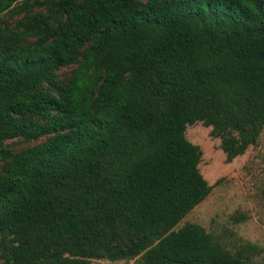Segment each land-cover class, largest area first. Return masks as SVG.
Instances as JSON below:
<instances>
[{"label": "trees", "instance_id": "1", "mask_svg": "<svg viewBox=\"0 0 264 264\" xmlns=\"http://www.w3.org/2000/svg\"><path fill=\"white\" fill-rule=\"evenodd\" d=\"M197 122L227 162L258 142L264 0H0V264H264L176 228L212 190Z\"/></svg>", "mask_w": 264, "mask_h": 264}, {"label": "rangeland", "instance_id": "2", "mask_svg": "<svg viewBox=\"0 0 264 264\" xmlns=\"http://www.w3.org/2000/svg\"><path fill=\"white\" fill-rule=\"evenodd\" d=\"M30 1L46 3L48 0ZM39 11H46V5L41 7L34 4L30 12ZM20 17L4 15L9 27L14 26ZM75 66L61 67L58 78L67 82L72 77ZM186 135L203 151L199 167L212 185V190L176 228L186 222L198 223L232 251L250 243L256 246L251 260L264 262V128L258 142L232 162L226 161L221 138L213 135L211 126L197 122L187 127ZM42 140L44 138L40 139ZM34 143L35 141L17 138L7 140L5 145L17 152ZM3 164L4 161L0 160V170ZM140 261L141 255L124 260L94 259L93 264H140Z\"/></svg>", "mask_w": 264, "mask_h": 264}]
</instances>
